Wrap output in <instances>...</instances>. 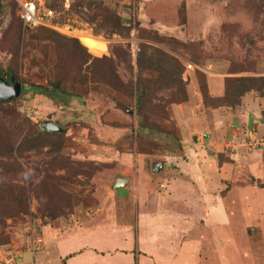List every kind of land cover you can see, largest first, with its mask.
Here are the masks:
<instances>
[{
  "label": "rangeland",
  "instance_id": "374dc122",
  "mask_svg": "<svg viewBox=\"0 0 264 264\" xmlns=\"http://www.w3.org/2000/svg\"><path fill=\"white\" fill-rule=\"evenodd\" d=\"M46 6L55 11L59 24L73 31L27 29L17 5L0 0V71L8 81L11 68L21 84L17 98L0 103V232L9 241L0 251L11 256L13 245L25 251L31 230L39 236L42 226L68 236L83 226L103 225L107 232L94 237L101 239L97 247L102 256L120 254L100 263L131 264L129 248L137 244H130L129 230L108 225L112 216L120 226L127 217L111 211L115 202L105 173L121 153L162 149L153 139H139L137 129L128 130L139 120L134 88L148 91L141 110L149 120L172 131V122L165 120L169 115L190 116L194 133L201 134L202 113L218 103L238 101H216L210 89L216 95L225 78L264 77V0H173L161 9L141 11L138 0H46ZM145 46L165 52L176 63L161 67L159 55L150 63L152 49ZM181 57L202 70L179 78ZM57 78L70 95L52 94L51 99L43 87L50 89ZM44 121L55 122L64 132L59 137L39 134ZM250 130L236 129L233 135L242 132L245 143ZM254 133L253 139L258 137L256 129ZM232 139L227 142L233 146ZM262 147L244 148L251 152ZM17 187L24 190L22 207L13 190ZM117 195L127 193L121 189ZM201 259L190 258L188 264H201ZM136 264L144 263L139 259Z\"/></svg>",
  "mask_w": 264,
  "mask_h": 264
},
{
  "label": "crops",
  "instance_id": "0c3cea01",
  "mask_svg": "<svg viewBox=\"0 0 264 264\" xmlns=\"http://www.w3.org/2000/svg\"><path fill=\"white\" fill-rule=\"evenodd\" d=\"M169 2L138 0V11ZM211 91L218 98L223 87L216 95ZM173 117L172 131L145 129L138 121L128 126L130 133L137 129L140 138L157 141L161 152L121 153L105 173L115 202L111 211L127 217L120 226L112 216L108 225L126 228L130 244H137L129 248V263L188 264L202 257L201 264H264V147L249 152L241 142L244 134L233 135L236 129H256L264 139V99L246 94L234 108H209L201 116V134L194 133L190 116ZM118 178L126 185L115 190ZM121 189L126 196L117 195ZM100 226H83L68 236L42 226V250L31 254L13 245L14 264H104L102 259L120 253L102 256L101 239L94 237L107 228Z\"/></svg>",
  "mask_w": 264,
  "mask_h": 264
},
{
  "label": "trees",
  "instance_id": "16d2710c",
  "mask_svg": "<svg viewBox=\"0 0 264 264\" xmlns=\"http://www.w3.org/2000/svg\"><path fill=\"white\" fill-rule=\"evenodd\" d=\"M19 21L23 26L22 21L20 19H19ZM31 30H38V31L47 30V31H51L53 33L54 32L58 33L54 30L44 28V27L32 28ZM72 40H73V42H75L78 45L77 39H72ZM79 47H80V45H79ZM81 48H83V50L86 51V48L84 46H81ZM145 48H151L152 49V53H151L152 57L149 58L150 63H153V57H155V55H159L162 58V60H159V65L161 67L172 66V64L174 62L176 63V61H173L174 58L172 56L166 54L163 51H160V50L155 49L153 47L145 46ZM137 64H138V67H141V60L140 61L137 60ZM151 67H155V66H151ZM9 69H10V71L8 73L9 74L8 75L9 80L11 77H13L16 80V78L14 76V75H16V72L13 71L11 68H9ZM182 71H183V69H182ZM182 71L178 73L179 78H180V74H182ZM9 80L7 82H9ZM171 80H173V76H172ZM176 82L178 83V86H179L180 79H178ZM63 84H64L63 80L61 78H57L56 80H54L52 82V86L50 89L46 86V87H43L44 88L43 90H45L47 92L46 96H48L51 99L53 98L52 94H57V95H61V96H69L70 94L68 93L67 90L64 89ZM134 89H135L134 90L135 104L137 106V108L135 109V114L139 119L138 120L139 125L145 129L156 130V131L162 132L164 130V127H163V125H161L160 121L159 122H158V120L155 121V119L149 120V117L146 116V113L143 112V110H141V107H143V105H144L143 101L146 98V95L148 94L147 89L145 87H141L140 85L136 86ZM248 92H253L257 96L262 97L264 95V77H231V78H225L223 80V95L221 97H218V98L215 97L216 98L215 100L216 101H219V100L230 101L231 97H233V98L236 97V99L238 98V101L234 102L235 100L233 99L232 101L234 103H232V104L231 103L227 104V102L218 103V104H221L219 106L230 105V106L235 107L239 104L240 98L243 97L244 95H246ZM202 95L205 99V96L207 95L206 91H203ZM72 96L78 97V95H72ZM2 102L3 101H0V103H2ZM218 104H216V106H213L212 108L217 107ZM166 117H167V114L163 115V116L161 115L159 118H166ZM165 120L168 121L169 117H168V119H165ZM38 133L39 134L45 133V134L53 135V136H57V137L61 136V133H49L46 130H44L43 128H40L38 130ZM137 137H138V135H137ZM138 138L140 139V137H138ZM143 140L146 141L147 139L142 138V141ZM13 190L17 191V194H19L18 200H19L20 206L22 207L24 205V199H25V197L22 195L24 190L22 191V189L19 187L14 188ZM12 214L14 215V213L12 211L9 212L10 216H12ZM7 217H9V216H7ZM7 244H9V241H6L3 233L0 232V248L4 245H7ZM134 264H136L135 259H134Z\"/></svg>",
  "mask_w": 264,
  "mask_h": 264
},
{
  "label": "built area",
  "instance_id": "2783aa9c",
  "mask_svg": "<svg viewBox=\"0 0 264 264\" xmlns=\"http://www.w3.org/2000/svg\"><path fill=\"white\" fill-rule=\"evenodd\" d=\"M13 1L18 7V17L22 21L23 26L32 29L37 27H44L51 30H54L60 34L70 33L73 31L70 26L66 24H59L56 21V13L51 8L46 6V0H11ZM64 6H67V1ZM182 65V79L186 80L190 74L194 73L195 70L199 69L200 67L195 66L193 63H190L188 60L184 58H179ZM202 70V68H200ZM254 129L250 130V138L246 141L243 147L251 150V148L256 146L260 147L264 145V141L262 138H251L253 136ZM255 140V141H253ZM35 229L31 230V237L30 240L26 243L24 250L35 254L37 251H40L42 248V239L39 236H36L34 231ZM0 264H14V260L12 256H6L4 254H0Z\"/></svg>",
  "mask_w": 264,
  "mask_h": 264
},
{
  "label": "water",
  "instance_id": "95a60500",
  "mask_svg": "<svg viewBox=\"0 0 264 264\" xmlns=\"http://www.w3.org/2000/svg\"><path fill=\"white\" fill-rule=\"evenodd\" d=\"M21 93V84L16 81L13 77L7 82L4 78L0 76V100L10 101L13 98H17ZM42 128L49 133H61L63 129L53 121H44ZM114 189L117 190L126 185V180L123 178H118L115 181Z\"/></svg>",
  "mask_w": 264,
  "mask_h": 264
},
{
  "label": "bare ground",
  "instance_id": "6f19581e",
  "mask_svg": "<svg viewBox=\"0 0 264 264\" xmlns=\"http://www.w3.org/2000/svg\"><path fill=\"white\" fill-rule=\"evenodd\" d=\"M76 35L81 36V37H87V38H93V39H97V40H102L101 38L95 37L89 33H83V32H79L76 33Z\"/></svg>",
  "mask_w": 264,
  "mask_h": 264
},
{
  "label": "flooded vegetation",
  "instance_id": "af4514ba",
  "mask_svg": "<svg viewBox=\"0 0 264 264\" xmlns=\"http://www.w3.org/2000/svg\"><path fill=\"white\" fill-rule=\"evenodd\" d=\"M0 76H1L2 78L6 79V77H5V76H3V74H2V72H1V71H0Z\"/></svg>",
  "mask_w": 264,
  "mask_h": 264
}]
</instances>
